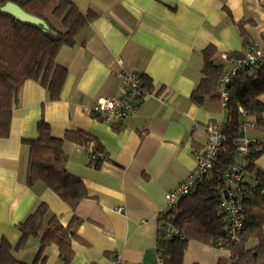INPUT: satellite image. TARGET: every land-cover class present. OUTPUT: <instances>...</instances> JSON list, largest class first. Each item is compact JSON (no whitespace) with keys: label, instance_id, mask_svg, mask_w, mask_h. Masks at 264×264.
<instances>
[{"label":"crops","instance_id":"obj_1","mask_svg":"<svg viewBox=\"0 0 264 264\" xmlns=\"http://www.w3.org/2000/svg\"><path fill=\"white\" fill-rule=\"evenodd\" d=\"M72 1L81 12L91 9L97 16L74 46H63L56 56L67 71L59 99L49 100L39 82L26 80L11 111L9 135L0 138V241L15 244L17 223L44 202L63 226L73 215L81 219L69 264H109L114 253L125 264H152L158 257V217L169 210L165 194L195 167L194 153L207 139L204 125L225 118L219 96L201 105L190 101L202 75V50L214 45L217 62L229 68L228 53L243 51L239 21H246L249 41L264 38V0ZM120 70L144 75L155 96L119 123L100 120L91 109L100 97L118 93ZM259 99L264 102V95ZM41 117L56 138L67 130L86 131L95 138L91 150L104 155L94 167L89 143L63 142L66 168L88 192L74 210L41 182L25 183L28 148L22 139L37 136ZM247 132L264 135L256 127ZM254 165L264 171V152ZM38 247V238L29 237L14 256L30 264ZM45 254L44 264H62L55 244ZM227 254L189 240L183 264H218Z\"/></svg>","mask_w":264,"mask_h":264},{"label":"trees","instance_id":"obj_2","mask_svg":"<svg viewBox=\"0 0 264 264\" xmlns=\"http://www.w3.org/2000/svg\"><path fill=\"white\" fill-rule=\"evenodd\" d=\"M7 1L42 18L49 29L21 22L0 10V138L9 135L11 111L26 80L39 82L46 89L49 100L59 99L67 71L56 62V56L63 46H74L78 33L97 16L91 9L81 12L72 0H0V6ZM50 4L49 14L56 24L45 13ZM245 22L237 23L243 49L250 42L243 28ZM241 53L230 52L228 58L234 61ZM202 55V75L190 94V101L196 105L203 104L208 97H220L221 77L227 69L217 62L218 52L214 45H207ZM143 79L148 86L151 85L144 75ZM226 86L228 97L222 121L225 138L211 167L198 179L191 193L178 199L158 217L156 248L163 264H183L189 240L211 246L227 235V213L218 205V186L226 171L239 159L236 137L243 117L238 108L241 107L247 116L254 119V127L264 130V102L259 99L260 95H264V62L240 70ZM93 116L103 119L95 114ZM93 140L92 135L81 129L67 130L62 138H56L41 117L37 122V136L22 139V144L28 148L26 185L32 187L41 182L74 210L80 201L88 197V192L81 178L66 168L67 155L62 144L64 141L84 144ZM263 152L250 154L244 177L237 184L241 189L244 216L241 238L228 245L229 255L219 259L218 264H264V171L254 165V160ZM103 157L93 152L91 164L98 167L99 159ZM80 222L81 219L73 215L68 225L63 226L48 205L39 202L17 223L20 236L15 244L1 239L0 264H28L16 259L14 252L21 249L29 237L39 240L37 253L30 264H44L46 248L51 244L58 247L62 264H69L73 255L71 243L77 238ZM168 226L177 233L167 236L165 228ZM251 240L254 244L249 243Z\"/></svg>","mask_w":264,"mask_h":264},{"label":"built area","instance_id":"obj_3","mask_svg":"<svg viewBox=\"0 0 264 264\" xmlns=\"http://www.w3.org/2000/svg\"><path fill=\"white\" fill-rule=\"evenodd\" d=\"M261 62H264V38L259 41H250L240 56L232 61L229 68L223 73L219 93L224 109L228 97L226 85L230 82L231 77L240 70L246 67H256ZM115 76L118 83V93L97 99L91 112L119 123L126 117L134 115L139 104L150 97H154L155 93L152 85L148 86L145 83L141 73L120 70L115 73ZM238 110L243 117L236 137V151L239 159L223 175L217 191L218 205L227 213V235L211 245L214 248L224 249L228 255V245L240 240L243 228L244 216L240 201L241 189L238 188L237 184L244 177L245 168L250 162V154L264 150V135L261 137H250L247 131L250 128H254V121L246 117V112L241 107ZM203 129L207 134V139L204 146L194 153L195 167L178 185L165 194L166 204L169 208L178 199L194 190L198 179L211 167L212 161L225 138L222 121L204 125ZM87 150L93 154L90 143ZM116 210L122 211L121 207H116ZM173 233H177L173 227L168 226L165 228L167 236ZM109 264H125V261L119 254L114 253L110 257ZM152 264H163V261L160 257H157Z\"/></svg>","mask_w":264,"mask_h":264},{"label":"water","instance_id":"obj_4","mask_svg":"<svg viewBox=\"0 0 264 264\" xmlns=\"http://www.w3.org/2000/svg\"><path fill=\"white\" fill-rule=\"evenodd\" d=\"M0 10L10 14L12 17L21 22L39 25L44 30L49 29L47 23L42 18L26 12L18 4L12 1L5 2L2 6H0Z\"/></svg>","mask_w":264,"mask_h":264},{"label":"rangeland","instance_id":"obj_5","mask_svg":"<svg viewBox=\"0 0 264 264\" xmlns=\"http://www.w3.org/2000/svg\"><path fill=\"white\" fill-rule=\"evenodd\" d=\"M51 8H52V4H50L49 6H48V8L46 9V11H45V13L47 14V16L56 24L57 22L55 21V20H53L52 18H51V16H50V10H51Z\"/></svg>","mask_w":264,"mask_h":264}]
</instances>
